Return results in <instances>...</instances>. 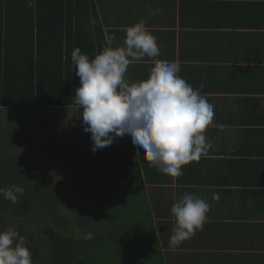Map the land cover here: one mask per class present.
Wrapping results in <instances>:
<instances>
[{"label":"crops","instance_id":"0c3cea01","mask_svg":"<svg viewBox=\"0 0 264 264\" xmlns=\"http://www.w3.org/2000/svg\"><path fill=\"white\" fill-rule=\"evenodd\" d=\"M93 1L112 47L122 46L127 27L145 19L157 38V58L180 63L179 75L208 97L214 122L223 125L207 129L212 148L185 165L178 178L151 166L130 135L104 147L112 151V161L132 163L141 174L157 230L165 233V263L264 264V0ZM153 66L145 57L129 66L126 79H146ZM37 114L56 123L53 133L71 131V152L92 149L77 106ZM185 193L205 199L211 209L203 228L172 248L171 207ZM214 193L219 200H213Z\"/></svg>","mask_w":264,"mask_h":264},{"label":"trees","instance_id":"16d2710c","mask_svg":"<svg viewBox=\"0 0 264 264\" xmlns=\"http://www.w3.org/2000/svg\"><path fill=\"white\" fill-rule=\"evenodd\" d=\"M94 9L93 0H36L35 8L28 7L27 0H0V108L26 111L18 130L9 131L6 149L41 142L40 147L51 150L61 143L57 132L44 141L26 138L25 133L40 134L38 122L45 119L38 112L76 106L74 90L80 80L72 51L79 47L91 58L107 46ZM27 119L33 127H25ZM110 152L109 147L95 153L80 149L71 152L69 160L60 159L64 173L93 203L90 215L111 224L108 231L87 228L80 236H70L55 209L67 205L74 214L77 209L68 201L42 199L37 183L23 181L25 191L18 203L7 200L0 207V230L13 227L26 238L33 264H166L161 239L165 233L157 230L141 174L132 163L112 161ZM39 218L43 225L37 223ZM88 234L91 239H85ZM135 239L140 243L136 249L131 244Z\"/></svg>","mask_w":264,"mask_h":264},{"label":"clouds","instance_id":"9594fccd","mask_svg":"<svg viewBox=\"0 0 264 264\" xmlns=\"http://www.w3.org/2000/svg\"><path fill=\"white\" fill-rule=\"evenodd\" d=\"M27 6L35 8L36 0H27ZM159 56L157 38L143 18L127 27L122 46L112 47L109 40L91 58L76 47L71 60L80 86L74 90V104L81 110L84 132L91 133L93 153L130 135L151 166L162 175L178 178L185 165L200 160L212 148L207 129L223 125L214 122L215 106L208 97L179 75L180 63ZM145 57L154 65L149 76L129 82V66ZM24 191L13 184L0 188V196L15 204ZM212 198L219 200V195L214 193ZM210 209L208 201L192 193L176 200L171 207L175 226L169 246L175 248L201 230ZM85 239H91V234ZM0 264H33L26 238L13 227L0 230Z\"/></svg>","mask_w":264,"mask_h":264},{"label":"rangeland","instance_id":"374dc122","mask_svg":"<svg viewBox=\"0 0 264 264\" xmlns=\"http://www.w3.org/2000/svg\"><path fill=\"white\" fill-rule=\"evenodd\" d=\"M30 111L33 113L32 109ZM25 113L26 111L23 109L16 108L10 110L8 108H0V188L7 189L10 185L15 184L14 181L16 182L15 185L23 188H25L23 181L30 184L37 183L40 186L39 193L42 199L46 197L55 198L60 202H70L69 204L74 209H77L75 210V214L72 211L73 209L67 205H59L55 209V215L58 216V219L63 220L65 231L70 236H80L87 228L91 232L108 231L111 228V224L105 222L103 219L96 221L95 217L90 215L89 210L90 208H94L93 203L89 202L80 186L73 182L61 168V163L63 162L60 159L64 157L69 160V157H71V145L70 148L64 146L68 144L67 142H69L70 137L74 140L71 131L67 132L66 129L57 131L56 129L55 134L58 132V138L61 143L54 144L51 150L50 148L44 149L40 147L38 143L41 142L24 147H8L6 149V138L10 137L9 131L18 130L17 127L20 121L22 122V120L26 119L24 117L26 116ZM39 117H43V115ZM38 124L46 135L39 136L38 134L31 133L32 130H29L25 133L26 138H31L35 141L43 139L44 141L47 137L56 136L52 131H49L52 128H57L54 121L47 120L46 122V120L39 119ZM25 127H33L29 119L25 120ZM61 132L66 135L64 136ZM49 194L50 196H48ZM81 199L83 200L82 202ZM6 203H8L7 200L3 196H0V207H4ZM38 222L43 225L40 218L37 220ZM84 223L85 227L82 226ZM134 241L131 244L136 249L140 243H137V239ZM120 245L125 246L124 243H120Z\"/></svg>","mask_w":264,"mask_h":264}]
</instances>
